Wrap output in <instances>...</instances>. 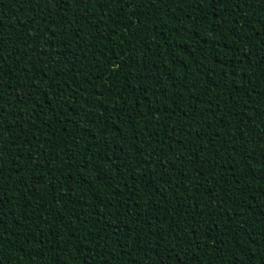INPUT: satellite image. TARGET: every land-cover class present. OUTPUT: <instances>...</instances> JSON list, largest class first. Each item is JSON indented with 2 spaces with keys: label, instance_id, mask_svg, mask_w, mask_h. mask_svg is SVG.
Listing matches in <instances>:
<instances>
[{
  "label": "trees",
  "instance_id": "obj_1",
  "mask_svg": "<svg viewBox=\"0 0 264 264\" xmlns=\"http://www.w3.org/2000/svg\"><path fill=\"white\" fill-rule=\"evenodd\" d=\"M0 264H264V0H0Z\"/></svg>",
  "mask_w": 264,
  "mask_h": 264
}]
</instances>
